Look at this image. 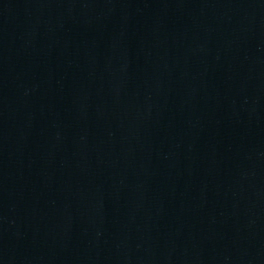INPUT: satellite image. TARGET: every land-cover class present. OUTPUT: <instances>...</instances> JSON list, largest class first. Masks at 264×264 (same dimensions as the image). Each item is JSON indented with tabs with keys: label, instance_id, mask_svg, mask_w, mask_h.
I'll return each mask as SVG.
<instances>
[{
	"label": "water",
	"instance_id": "1",
	"mask_svg": "<svg viewBox=\"0 0 264 264\" xmlns=\"http://www.w3.org/2000/svg\"><path fill=\"white\" fill-rule=\"evenodd\" d=\"M0 264H264V0H0Z\"/></svg>",
	"mask_w": 264,
	"mask_h": 264
}]
</instances>
